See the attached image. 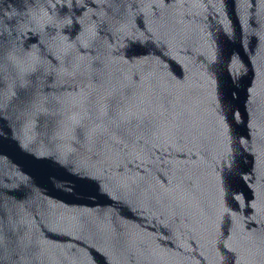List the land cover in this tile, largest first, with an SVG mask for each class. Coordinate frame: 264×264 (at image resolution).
Returning <instances> with one entry per match:
<instances>
[{
    "label": "water",
    "instance_id": "water-1",
    "mask_svg": "<svg viewBox=\"0 0 264 264\" xmlns=\"http://www.w3.org/2000/svg\"><path fill=\"white\" fill-rule=\"evenodd\" d=\"M0 264H264V0H0Z\"/></svg>",
    "mask_w": 264,
    "mask_h": 264
}]
</instances>
